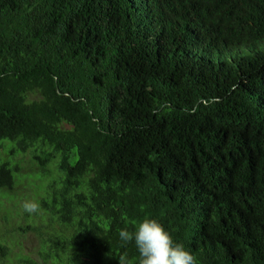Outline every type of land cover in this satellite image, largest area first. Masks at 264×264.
Instances as JSON below:
<instances>
[{
	"label": "trees",
	"instance_id": "trees-1",
	"mask_svg": "<svg viewBox=\"0 0 264 264\" xmlns=\"http://www.w3.org/2000/svg\"><path fill=\"white\" fill-rule=\"evenodd\" d=\"M6 140L0 197L48 178L17 264H139L146 216L196 264H264V0H0Z\"/></svg>",
	"mask_w": 264,
	"mask_h": 264
},
{
	"label": "rangeland",
	"instance_id": "rangeland-1",
	"mask_svg": "<svg viewBox=\"0 0 264 264\" xmlns=\"http://www.w3.org/2000/svg\"><path fill=\"white\" fill-rule=\"evenodd\" d=\"M5 143L6 144L2 146L3 149H0V164L3 161H10L13 164L17 158L23 157V153H19L17 156L13 155L11 152L13 146L9 140H6ZM22 165L24 166L23 171L25 168H27L30 174L26 175L24 172H22V182L19 181V183L15 184V198L9 200L8 197H0L2 202V206L0 207V245L4 246V244H8V258L10 259L7 261L6 259L2 260L0 258V264H17V259L19 257L31 254L38 247V240L34 233L30 231L21 233L17 231V227L20 225H23L24 227L26 226L27 221H25L22 216L24 202L35 201V198L42 193L39 191V194L37 195V187H33V190L31 189V186H36L35 183L39 182L38 179L45 178V176H41V173L38 175H33V171L30 170L32 164L26 165L25 162ZM15 172H18V170ZM48 177L49 180H51L53 174ZM28 181H30V183H28ZM4 252L7 251L4 250Z\"/></svg>",
	"mask_w": 264,
	"mask_h": 264
},
{
	"label": "clouds",
	"instance_id": "clouds-1",
	"mask_svg": "<svg viewBox=\"0 0 264 264\" xmlns=\"http://www.w3.org/2000/svg\"><path fill=\"white\" fill-rule=\"evenodd\" d=\"M25 212L35 213L40 205L35 201H25ZM134 231L121 229V241L134 242L139 253V264H196V257L180 242L174 241L172 235L155 218L144 217L134 226ZM119 264H131L121 255Z\"/></svg>",
	"mask_w": 264,
	"mask_h": 264
}]
</instances>
